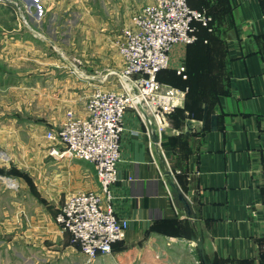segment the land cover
<instances>
[{"label": "crops", "instance_id": "obj_1", "mask_svg": "<svg viewBox=\"0 0 264 264\" xmlns=\"http://www.w3.org/2000/svg\"><path fill=\"white\" fill-rule=\"evenodd\" d=\"M143 2L103 0L101 12L89 13V0H54L53 16L38 20L43 33L51 28L48 38L19 28L6 36V56L21 57L23 70L1 85L37 89L27 103L38 120L0 117V147L21 153L0 170L21 184L13 192L0 183V264H203L199 249L207 264L251 263L264 248V0H189L208 10L214 32L199 26L197 42L170 50L159 79L188 93L162 134L134 111L124 116L112 193L130 227L112 254L90 260L56 223L67 200L100 187L91 163L62 157L47 133L67 108L85 117L95 91H120L111 73L124 66L117 43L130 21L125 10ZM62 55L84 59V79Z\"/></svg>", "mask_w": 264, "mask_h": 264}, {"label": "built area", "instance_id": "obj_2", "mask_svg": "<svg viewBox=\"0 0 264 264\" xmlns=\"http://www.w3.org/2000/svg\"><path fill=\"white\" fill-rule=\"evenodd\" d=\"M189 3L149 0L133 17V25L126 30V40L120 47L126 63L123 72L117 73L122 82L120 91H95L89 99V121H72L59 135L65 143L62 157L82 159L97 172L100 191L71 197L56 219L90 260L112 254L114 245L130 227L129 221L117 216L112 193V187L120 181L126 112L135 111L149 132L162 134L168 126V116L185 105L188 93V89L159 81V74L168 68L171 47L197 42L199 26L214 32L208 10L193 9ZM5 182L11 189H18L12 178H5Z\"/></svg>", "mask_w": 264, "mask_h": 264}, {"label": "rangeland", "instance_id": "obj_3", "mask_svg": "<svg viewBox=\"0 0 264 264\" xmlns=\"http://www.w3.org/2000/svg\"><path fill=\"white\" fill-rule=\"evenodd\" d=\"M53 1L54 0H52V1L51 0H0V104H1L0 105V117L3 115L11 114L13 116H17L20 118L32 117L34 120H38L37 119L38 118L37 105L34 103H27L28 100H31L32 98H34L38 95L37 89H35V90L29 89L28 90L27 88L19 87L16 84H5V85L3 84V85H1V82H2L1 78L6 79L7 76L8 77L17 76V74L23 70V68H18L17 67L18 64H16L19 60H21V57L14 58L11 56H8V57L6 56L5 51L8 50V46H10V48H11V44H10L9 40L6 39V36H8V33H10L13 28H19L20 31L26 30L28 33L31 34L32 38H34L36 40H38V39L45 40L46 37L48 38L49 34L51 33L50 32L51 28L48 31H46L45 33H43L39 28V25H38L39 21L38 20L40 17L41 18H49V16H51V15L53 16V13H54ZM63 1L68 2V0H63ZM90 4H92V8L96 9V10H89V13H95V11L101 12V10L103 8L102 7L103 6L102 5L103 0H89V5ZM148 4L149 3L143 2L142 7L140 4V6H136L137 8L136 7L132 8V9L128 8L127 10H125V12H127L129 14L127 19H128V21L129 20L130 21L127 23L126 28L124 29L122 41L117 43V48H118L119 54L122 56V59L124 60V66H123V69L120 70L119 72L111 73V75L113 77L115 76L116 78H118L120 85L122 82H121L119 76L117 75V73L123 72L124 68L126 67L125 59L121 53L120 47H121L122 43H124L126 40V30H128L133 25V17L138 15L140 10ZM57 12H58V16H64V17L67 16L66 19L67 20L69 19V13L68 12L67 13H65V12L61 13L60 10H58ZM73 16H75V15L73 14ZM15 22L17 24H15ZM171 49H172V47H171ZM17 51L18 50H16V52ZM62 57H65V56L62 55ZM65 60H67L66 65H67L68 72H70V74H73L76 78H78L80 80L85 78L86 74H85L84 69L86 67V63H85L83 58L75 57V56H66ZM160 74H159V76H160ZM159 81L161 83H163L160 79H159ZM163 84H165V83H163ZM165 85H167V84H165ZM175 88H177V87H175ZM177 89H180V88H177ZM180 90H183V89H180ZM91 96H90V98H91ZM90 98H88L87 103H86L87 115L85 117H81V116L77 115L73 109L67 108L64 112V115H63L61 121H60L59 128H57L54 131L47 133V138H48L47 140L50 141V143H57L62 148V152L65 150L64 149L65 143H64V141H61L59 139L60 133L64 129V126L66 124L72 122V121H81V122H88L89 121V99ZM128 111H133V110H128ZM3 126H6V123L0 124L1 129H3L2 128ZM50 134H52V137L49 136ZM55 152L56 151L53 149L51 151V155L55 156L56 155ZM20 156H21V153H17V152L7 153L5 148L0 147V170H1V168H5L8 165H11L13 160L18 161L20 163ZM16 158H18V159H16ZM73 159H75V158H73ZM78 160H82V159H78ZM82 161H84V160H82ZM89 165H91L96 172L95 167L92 164H89ZM10 168L13 169L12 167H10ZM5 178H12L13 180H15L18 184V189H11L10 186H8L6 184ZM0 183L2 184L3 188H6L7 190L9 189L10 191H13V192H20L21 191L20 180H18L17 178L11 177V176H6L4 174H1V172H0ZM2 186L0 185L1 188H2ZM99 187H100V185H99ZM99 191H100V189L98 190V192ZM85 192H89V191H85ZM85 192H80V193H85ZM95 192H97V191H95ZM65 203H64V205H65ZM63 206H62V208H63ZM56 219H57V216L55 217V220ZM56 223L64 231L63 227L57 221H56ZM68 234H70V233H68ZM70 236H71V234H70ZM71 238H72V236H71ZM72 240H73V238H72ZM79 248H80V246H79ZM113 250H114V248H113ZM216 264H264V248L261 249V251L259 252V255H258L255 262H251V263H248V262H244V263L217 262Z\"/></svg>", "mask_w": 264, "mask_h": 264}, {"label": "water", "instance_id": "obj_4", "mask_svg": "<svg viewBox=\"0 0 264 264\" xmlns=\"http://www.w3.org/2000/svg\"><path fill=\"white\" fill-rule=\"evenodd\" d=\"M178 198H179L180 202H182L183 205L185 206V208L187 209L188 214H191L190 205L181 192H178ZM199 252H200V258H201L202 263L207 264L206 260L204 258V255H203V251L201 249H199Z\"/></svg>", "mask_w": 264, "mask_h": 264}, {"label": "trees", "instance_id": "obj_5", "mask_svg": "<svg viewBox=\"0 0 264 264\" xmlns=\"http://www.w3.org/2000/svg\"><path fill=\"white\" fill-rule=\"evenodd\" d=\"M0 172H2V171H0Z\"/></svg>", "mask_w": 264, "mask_h": 264}]
</instances>
